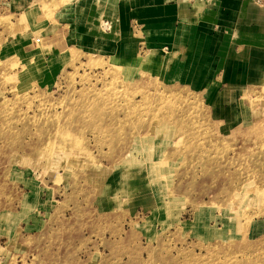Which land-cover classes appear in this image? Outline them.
Returning a JSON list of instances; mask_svg holds the SVG:
<instances>
[{
	"label": "rangeland",
	"instance_id": "obj_1",
	"mask_svg": "<svg viewBox=\"0 0 264 264\" xmlns=\"http://www.w3.org/2000/svg\"><path fill=\"white\" fill-rule=\"evenodd\" d=\"M47 9L32 4L15 31ZM8 25L0 264H264V87L223 122L148 68L7 58Z\"/></svg>",
	"mask_w": 264,
	"mask_h": 264
},
{
	"label": "crops",
	"instance_id": "obj_2",
	"mask_svg": "<svg viewBox=\"0 0 264 264\" xmlns=\"http://www.w3.org/2000/svg\"><path fill=\"white\" fill-rule=\"evenodd\" d=\"M44 2L48 9L15 31L21 13ZM0 17L13 30L1 46L7 58L59 69L67 51L148 68L169 85L198 90L223 122L237 117L225 112H242L246 91L264 87V0H0Z\"/></svg>",
	"mask_w": 264,
	"mask_h": 264
}]
</instances>
